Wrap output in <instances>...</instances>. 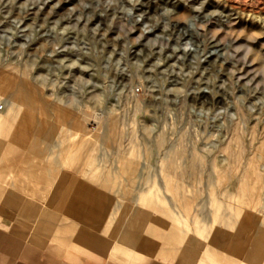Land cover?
Listing matches in <instances>:
<instances>
[{
	"label": "rangeland",
	"instance_id": "374dc122",
	"mask_svg": "<svg viewBox=\"0 0 264 264\" xmlns=\"http://www.w3.org/2000/svg\"><path fill=\"white\" fill-rule=\"evenodd\" d=\"M0 88V232L20 264H264V167L163 187L121 173L182 139L264 162V0H0Z\"/></svg>",
	"mask_w": 264,
	"mask_h": 264
},
{
	"label": "bare ground",
	"instance_id": "6f19581e",
	"mask_svg": "<svg viewBox=\"0 0 264 264\" xmlns=\"http://www.w3.org/2000/svg\"><path fill=\"white\" fill-rule=\"evenodd\" d=\"M1 90V88H0ZM16 95V94H15ZM21 95V93H20ZM20 97V96H19ZM196 96H193V99H195ZM22 99V98H21ZM20 100V99H19ZM21 104V103H20ZM139 105V104H138ZM140 108V107H139ZM8 108V112H9ZM145 109V108H144ZM17 110V109H16ZM15 110V111H16ZM7 111V110H6ZM130 111V110H129ZM135 111V110H133ZM139 111V109H138ZM12 112V111H11ZM137 112V111H135ZM150 112V111H149ZM139 113V112H138ZM156 113V112H155ZM10 114V113H9ZM144 114V113H143ZM129 115V114H128ZM142 115V114H141ZM8 116V115H7ZM12 116V115H10ZM133 116V115H132ZM131 116V123H132V118ZM140 116V115H139ZM145 116V115H144ZM152 116V115H151ZM156 116V115H155ZM154 117V116H153ZM125 118V117H124ZM113 119V118H112ZM157 119V118H156ZM134 120H136L134 118ZM140 120V119H139ZM173 120V119H172ZM174 121V120H173ZM173 121L171 123H173ZM126 122V121H125ZM153 122V121H152ZM178 122V121H177ZM176 122V123H177ZM28 123V122H27ZM122 123V122H121ZM124 123V122H123ZM127 123V122H126ZM125 123V125H126ZM166 123V121H165ZM160 124V123H159ZM175 124V122H174ZM234 124V123H233ZM237 124V122H236ZM134 125V124H133ZM142 125V123L140 124ZM152 125V124H151ZM163 125V124H162ZM166 125V124H165ZM173 125V124H172ZM37 126V125H36ZM123 126V125H122ZM130 126V124L128 125ZM137 126V125H135ZM164 126V125H163ZM228 126V125H227ZM77 133L79 132V135L81 138L83 139H87L89 138L90 141L95 139V133H92L89 130H86L82 125L81 122H77ZM124 127V126H123ZM132 127V125H131ZM130 127V128H131ZM134 127V126H133ZM141 127V126H140ZM172 127V126H171ZM177 127V126H176ZM174 126V128H176ZM230 126H228L229 128ZM232 127V125H231ZM236 127V126H235ZM126 128V126H125ZM167 128V127H166ZM173 128V127H172ZM171 128V129H172ZM110 129H112V127L110 126ZM116 129V128H115ZM123 129V128H122ZM155 129V128H154ZM227 129V128H226ZM129 130V129H128ZM139 130V129H138ZM148 130V128L146 129L144 127L143 129ZM173 130V129H172ZM175 130V129H174ZM122 131V130H121ZM149 131V130H148ZM164 131V128H163ZM171 131V130H170ZM216 131V130H215ZM226 131V130H225ZM233 131V130H232ZM238 131V130H237ZM247 131V130H246ZM143 132V131H142ZM176 132V131H175ZM183 132V131H182ZM212 132V131H211ZM210 132V133H211ZM235 132V131H234ZM234 132H232L234 134ZM125 133V132H124ZM160 133V132H159ZM162 133V132H161ZM164 133V132H163ZM162 133V135H163ZM169 133V132H168ZM184 133V132H183ZM197 134V132H195ZM200 133V132H199ZM231 133V132H230ZM231 133V136L233 135ZM247 133V132H245ZM148 134V133H146ZM172 134H175L172 131ZM185 134V133H184ZM194 134V138L196 139ZM213 134V133H212ZM226 134V132H225ZM236 134V133H235ZM250 134V132H249ZM86 138H84L83 136ZM120 135L122 136V134L120 133ZM168 135V134H167ZM170 135V134H169ZM199 135V134H198ZM204 135V134H203ZM218 136V134H215L214 136ZM220 135V134H219ZM128 136V137H127ZM126 137L128 138V153H132L131 150H134V147L136 146L135 142L137 140V136H136V129L132 128L131 131L129 130V133ZM201 136V135H200ZM209 136V135H208ZM224 138H226L225 135H223ZM229 136V135H228ZM235 136V135H234ZM148 137V136H147ZM165 136H161L160 139L157 140V147H160L161 145H163L162 148H164V144H166L164 141L167 138L164 139ZM179 137V136H178ZM184 137V136H183ZM203 137V136H202ZM213 137V136H212ZM236 137V136H235ZM238 137V136H237ZM254 137V136H253ZM142 138V137H140ZM171 138V137H170ZM173 138V137H172ZM171 138V139H172ZM211 138V136H210ZM216 138V137H215ZM224 138H222L223 140H225ZM240 138V137H238ZM237 138V142L241 141L240 139ZM248 138H250L248 136ZM252 138V137H251ZM44 139V138H43ZM170 139V141H171ZM181 139V138H180ZM185 139V138H184ZM188 139V138H187ZM212 139V138H211ZM211 139L209 141H211ZM243 139V138H242ZM46 140V139H45ZM125 140V139H124ZM139 140V139H138ZM169 140V139H168ZM179 140V139H178ZM191 140V139H190ZM199 140V139H198ZM221 140V139H220ZM231 140V138L229 139V141ZM254 139H252L253 141ZM177 141V140H175ZM174 141V142H175ZM182 142L184 141L183 139L181 140ZM181 141H177L176 145L174 144L173 146L169 147L167 150V154L165 155L164 153V157L162 158V160L160 159V162L154 165V166H150V167H140L139 166V160L137 161L138 163H136V161L134 160L133 156H126L123 158L122 160V174L124 175L123 181H124V186H134V187H163V186H169V185H174V186H179V185H194L195 183H202V184H211L214 182H223V183H228V182H244L247 180H251V179H257L262 176V172L261 170L264 167V162L261 161V159H256L253 158L252 156H245L244 153L242 151L235 152V148L234 150H231V148H229L231 145L229 143L226 142L227 146H223L220 145L219 143L216 144L214 142H210L207 143V146L209 144L208 149L205 151H198V149L193 148L191 151H187V149H184V146L182 144ZM187 141V140H186ZM193 141V140H192ZM191 141V143H192ZM200 141V140H199ZM208 141V142H209ZM214 141V140H213ZM234 141V140H233ZM231 141V142H233ZM152 142V141H151ZM150 142V143H151ZM169 142V141H168ZM173 142V143H174ZM196 142V141H195ZM205 142V140H204ZM221 142V141H220ZM248 142V141H247ZM140 143V142H139ZM164 143V144H163ZM187 143V142H186ZM250 143V142H249ZM252 143V142H251ZM250 143V144H251ZM152 144V143H151ZM172 143L170 142L169 145H171ZM189 144V143H187ZM196 144V143H195ZM194 144V145H195ZM198 144V143H197ZM239 144V145H240ZM168 145V143H167ZM206 145V144H205ZM204 145V147H206ZM238 146V143L236 144ZM242 145V144H241ZM247 146V144H245ZM252 145V144H251ZM250 145V146H251ZM48 146V145H47ZM140 146V145H139ZM144 146V145H143ZM146 146V145H145ZM149 146V145H147ZM190 146V144H189ZM200 146V145H199ZM233 146V145H232ZM249 146V145H248ZM247 146V147H248ZM249 146V147H250ZM126 147V146H125ZM138 147V146H137ZM188 147V146H187ZM186 147V148H187ZM239 147H243V146H239ZM148 148V147H147ZM146 148V149H147ZM191 148V146H190ZM198 148V147H197ZM255 148V146H254ZM253 148V149H254ZM126 149V148H125ZM143 150V148H141ZM189 149V148H188ZM244 149V147H243ZM250 149V148H248ZM45 150V149H44ZM47 150V149H46ZM124 150V149H123ZM137 150V149H136ZM145 150V149H144ZM161 150V148H160ZM157 150V151H160ZM203 150V149H201ZM126 151V150H125ZM245 151H249V150H244ZM251 151V149H250ZM250 151L248 153H250ZM43 152V151H42ZM144 152V151H143ZM146 152V150H145ZM166 152V150H165ZM241 152V153H240ZM123 153V152H122ZM138 153V152H137ZM147 153V152H146ZM247 153V154H248ZM134 154V153H133ZM140 154V153H139ZM145 154V153H144ZM149 154V153H148ZM147 154V155H148ZM157 154V153H156ZM161 154V153H159ZM150 155V154H149ZM152 155V154H151ZM251 155V154H250ZM146 156V155H145ZM159 156V155H158ZM220 156H222V159L219 158ZM255 156V154H254ZM264 156V155H263ZM138 158V157H137ZM148 158V157H147ZM258 158V157H257ZM147 160V159H146ZM145 161V160H144ZM146 163V162H145ZM147 164V163H146ZM144 165V164H143ZM147 166V165H146ZM63 168V167H62ZM62 170V169H61ZM63 171V170H62ZM119 172L113 170L112 172H110L111 175L113 174H117ZM115 176V175H114ZM264 179V178H263ZM262 180V179H260ZM259 180V181H260ZM123 183V182H122ZM153 218V217H152ZM159 220V218H156ZM163 219V218H162ZM165 220V219H164ZM150 221V219H149ZM161 222V220H159ZM157 223V222H156ZM163 223V222H161ZM160 224V223H158ZM163 225V224H162ZM194 229V228H193ZM144 230V229H143ZM140 235V234H139ZM139 235H136L134 240L131 242V244L136 243L135 239L137 237H139ZM194 237V236H193ZM140 239V238H138ZM148 239L149 238H145V240L142 243V249L145 250L147 243H148ZM138 243V242H137ZM169 245V244H168ZM258 245V244H257ZM116 249V248H115ZM114 249V250H115ZM119 249V248H118ZM121 251V250H120ZM255 251V250H254ZM257 251V250H256ZM254 253V252H253ZM257 253V252H255ZM263 253V252H262ZM260 255V254H259ZM264 253L261 255V257H259L260 259L263 258ZM263 259H261L262 261ZM249 263V262H248ZM258 262H256L255 264H257Z\"/></svg>",
	"mask_w": 264,
	"mask_h": 264
},
{
	"label": "crops",
	"instance_id": "0c3cea01",
	"mask_svg": "<svg viewBox=\"0 0 264 264\" xmlns=\"http://www.w3.org/2000/svg\"><path fill=\"white\" fill-rule=\"evenodd\" d=\"M0 120H1V122L5 121L6 115L0 114ZM66 228H68V226H66ZM3 235L4 234H2L0 232V264H20L21 260H20V248H19V246L18 245L14 246V244L12 243L10 246L11 248L5 250L4 245H3L4 244V238H2ZM10 235H16V234L12 230ZM85 235H86V232H85ZM81 236L83 237V235H81ZM88 237L89 236L86 237V240L83 239L84 237L81 238L80 242H83L86 244V242L88 243V241H91L89 246H97V243L100 242V240L98 241V238H89L88 239ZM127 254H129V253H127Z\"/></svg>",
	"mask_w": 264,
	"mask_h": 264
}]
</instances>
